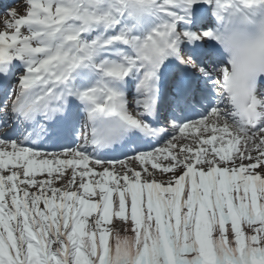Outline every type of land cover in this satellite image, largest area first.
<instances>
[{
	"label": "snow or ice",
	"instance_id": "snow-or-ice-1",
	"mask_svg": "<svg viewBox=\"0 0 264 264\" xmlns=\"http://www.w3.org/2000/svg\"><path fill=\"white\" fill-rule=\"evenodd\" d=\"M0 264H264V0H0Z\"/></svg>",
	"mask_w": 264,
	"mask_h": 264
}]
</instances>
